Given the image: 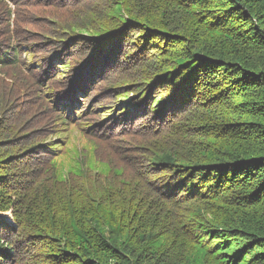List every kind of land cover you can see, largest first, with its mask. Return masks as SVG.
Here are the masks:
<instances>
[{"label": "trees", "instance_id": "trees-1", "mask_svg": "<svg viewBox=\"0 0 264 264\" xmlns=\"http://www.w3.org/2000/svg\"><path fill=\"white\" fill-rule=\"evenodd\" d=\"M11 2L0 264H264V0Z\"/></svg>", "mask_w": 264, "mask_h": 264}, {"label": "rangeland", "instance_id": "rangeland-1", "mask_svg": "<svg viewBox=\"0 0 264 264\" xmlns=\"http://www.w3.org/2000/svg\"><path fill=\"white\" fill-rule=\"evenodd\" d=\"M1 2H2V4L4 5V6H8V7H10V9H12V10H15V8H14V4L11 2V0H1ZM14 16V15H13ZM24 28H26V24H24ZM77 133L75 132L74 134H73V136H75ZM80 141H82V140H80ZM80 141H75V143L77 144V145H79V143H80ZM74 143V144H75ZM82 143H83V141H82ZM66 153V155L64 156L63 155V157H62V159L64 158V160H66V162L68 161V160H70V159H72V158H74V153L75 152H73V153H67V152H65ZM0 218L2 219V220H5L6 218L9 220V221H12V216H11V212H8V213H3V214H1V216H0ZM6 219V220H7Z\"/></svg>", "mask_w": 264, "mask_h": 264}]
</instances>
